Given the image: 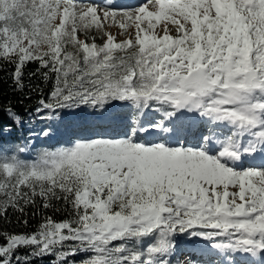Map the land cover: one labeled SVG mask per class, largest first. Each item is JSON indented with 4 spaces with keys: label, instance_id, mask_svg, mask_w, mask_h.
Wrapping results in <instances>:
<instances>
[{
    "label": "snow or ice",
    "instance_id": "6c2138e0",
    "mask_svg": "<svg viewBox=\"0 0 264 264\" xmlns=\"http://www.w3.org/2000/svg\"><path fill=\"white\" fill-rule=\"evenodd\" d=\"M5 70L0 264H264V0H0Z\"/></svg>",
    "mask_w": 264,
    "mask_h": 264
},
{
    "label": "trees",
    "instance_id": "16d2710c",
    "mask_svg": "<svg viewBox=\"0 0 264 264\" xmlns=\"http://www.w3.org/2000/svg\"><path fill=\"white\" fill-rule=\"evenodd\" d=\"M36 67H37V65H35V64L30 65L29 71H34L36 69ZM0 77H4L3 80H0V92L3 93V99L5 101H7L8 99H11L12 102L15 104L17 99L21 98L23 96V93L13 92L11 90L12 81L10 78H7V70L0 71ZM26 82H27V78H26ZM39 82H40L39 76L32 78V83H39ZM45 91H47V88L45 89ZM36 99H37V97L34 94L33 98L31 100H24L23 105H17L18 110L23 112L25 106H34ZM42 126L43 125L39 121H37L36 124L34 125V127H36L37 129L42 127ZM57 217L59 218V214H57ZM13 219H14V217H13ZM0 223H2V222H0ZM17 230H21V229L17 228Z\"/></svg>",
    "mask_w": 264,
    "mask_h": 264
},
{
    "label": "rangeland",
    "instance_id": "374dc122",
    "mask_svg": "<svg viewBox=\"0 0 264 264\" xmlns=\"http://www.w3.org/2000/svg\"><path fill=\"white\" fill-rule=\"evenodd\" d=\"M130 1V0H129ZM134 2H132V3H137L138 2V0H133ZM125 2L126 3H128V0H125ZM114 34L117 32V29L115 28V27H113V28H111L110 29ZM98 35V34H97Z\"/></svg>",
    "mask_w": 264,
    "mask_h": 264
},
{
    "label": "bare ground",
    "instance_id": "6f19581e",
    "mask_svg": "<svg viewBox=\"0 0 264 264\" xmlns=\"http://www.w3.org/2000/svg\"><path fill=\"white\" fill-rule=\"evenodd\" d=\"M132 2H134V1H133V0H130V1H129V0H128V3H132Z\"/></svg>",
    "mask_w": 264,
    "mask_h": 264
}]
</instances>
